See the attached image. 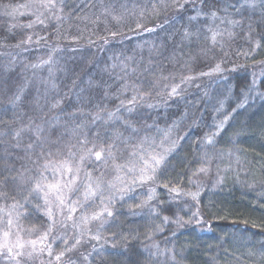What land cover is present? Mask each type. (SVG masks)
Instances as JSON below:
<instances>
[{"label":"trees","instance_id":"trees-1","mask_svg":"<svg viewBox=\"0 0 264 264\" xmlns=\"http://www.w3.org/2000/svg\"><path fill=\"white\" fill-rule=\"evenodd\" d=\"M46 2L0 0V210L16 241L48 237L27 264L76 238L32 191L45 162L106 176L145 139L172 146L151 186L110 197L63 264H264V0Z\"/></svg>","mask_w":264,"mask_h":264},{"label":"snow or ice","instance_id":"snow-or-ice-1","mask_svg":"<svg viewBox=\"0 0 264 264\" xmlns=\"http://www.w3.org/2000/svg\"><path fill=\"white\" fill-rule=\"evenodd\" d=\"M175 3V0H174ZM42 7L46 8V9H52L55 7V4L53 3V0H47L46 3H43L41 5ZM178 7H183V5H177ZM22 7H28V5H23ZM15 12V9H13V13ZM211 15L214 17L216 15V13L213 11L211 13ZM191 19H195V17H191ZM28 27H31V24L28 25ZM187 35V33H186ZM213 41H215V34H213L212 37ZM217 70H219V66L217 65ZM190 79V78H188ZM183 82V81H182ZM126 87V86H125ZM179 88V85L173 86L171 92L169 93V95H175L178 94L177 89ZM137 101V97L133 96L131 100L128 101L129 105H134ZM59 104V101H57L56 103H54L52 105L53 108H56ZM121 105H123V101L121 102ZM149 107H151V105H149ZM117 111H119V109H117ZM129 111H131V108H129ZM116 116V113L113 112H109L108 113V118L112 119L113 117ZM94 120H98L101 119V117L99 115L94 116L93 118ZM225 120H227V117H225ZM223 122H221L220 125H218V127H222ZM41 131V129L37 128L36 132L37 135H39V132ZM19 132L16 133L17 136H19ZM87 139L85 138L81 143L82 144H87ZM209 142H211V140L209 139ZM144 144H148L149 147H151V144L149 143V141L147 139H145L142 142V145L139 146L136 150H134L131 153V157L132 160L130 161V165L127 166V171L129 174H133V179L131 180V184L135 185L137 183H144L147 182L151 179H153V175H150L149 173L151 172L152 174L155 173L156 168H158L160 166V164L164 161L165 159V155L164 154H159V153H155L153 152H149L146 148L143 147ZM29 147H32L31 145ZM95 147V145H93V148ZM111 147V146H109ZM93 148H88L86 153L84 155L80 156V161L83 162L86 158L90 159L93 153ZM104 149L101 148L100 151H95L94 155H95V159L97 161H100L102 159V154H103ZM166 151H170L166 150ZM111 154V153H109ZM75 153L69 151V158L65 159L63 161H60L58 163H52V162H45V164L43 165V168L45 171L51 169L53 171V181L51 183H42L40 180H38L34 186V188L32 189V191L34 192H39V193H43L44 199H45V203L48 202L49 198L54 197L55 200L58 202V204L61 206V208L67 206V198L64 195L65 191H72V190H78V188H76L77 185V181L79 179V172H80V168L77 166L75 167V174H73V168H74V158H75ZM141 165L140 167H137V165ZM125 166H118V170H122ZM139 173L138 179L135 178V174ZM59 175L60 179L56 180L55 176ZM47 177L43 175V173H41V180L42 181H47ZM117 179L119 180L120 178L117 177ZM123 183V181H121ZM110 189L114 188L115 185L114 184H109L108 186ZM128 190H131L130 186H127ZM103 187H102V183L100 181H97L95 183V185H93L92 183V177L91 174H88V183L85 185V191H84V201L87 202L88 200H90L91 198L96 197L97 195L102 196L103 195ZM118 191H120L121 193L124 192V189L121 188ZM174 191V190H173ZM114 195V194H113ZM195 196V194H193ZM149 199H151V196L149 197ZM76 204V206H71L69 208L70 213H74L77 210V206H82L80 205L78 202H74ZM104 211H107V209H105ZM107 214L109 216L112 215L111 212H107ZM102 215V213H95L92 217V219H97ZM195 215V214H194ZM49 216H51V213L49 212ZM71 218V217H69ZM87 219V218H85ZM167 220V217L165 218ZM178 222V221H177ZM9 225L12 224V221L9 220L8 221ZM8 233H5V236H7ZM47 237V233H45V235L41 238L42 240H46ZM33 244H35V241H32ZM76 243H79V240H77ZM68 242L65 241V250L62 251L61 253H59L56 256V260H60V258L62 256L65 255V252L70 251L71 249L67 247ZM17 248H22L23 245L22 244H17L16 245ZM49 249V255H51V245L47 246ZM0 248H6L7 250V254L9 257H11L12 259H15L16 256L21 255L20 252H16L15 255L13 254V249L11 247H8L6 244H0ZM72 248H75V245H72ZM17 264H19V262L17 261Z\"/></svg>","mask_w":264,"mask_h":264},{"label":"rangeland","instance_id":"rangeland-1","mask_svg":"<svg viewBox=\"0 0 264 264\" xmlns=\"http://www.w3.org/2000/svg\"><path fill=\"white\" fill-rule=\"evenodd\" d=\"M165 145H159L157 148H154L153 151L155 152V149H159L162 150L165 153V156L171 151V145L168 144V142H164ZM170 151H166L169 150ZM149 152H153L152 149L148 150ZM163 154V153H162ZM132 160L131 156H129V159L126 160L125 163L122 164V166H125L122 171L119 172H114L111 174L110 169L108 168L109 172H107V175L105 176L104 174H102V170L100 173H98L97 175H93L92 172H85L82 176L79 177V181H77V185L76 188H78L79 190V197H81L82 200H84V191H85V185L88 183V174H91L92 177V183L93 185H95V183L97 181H100L102 183V187L104 189V193L102 196L97 195L94 198H91L90 200H88L87 202L94 200V202L91 204L90 207L85 208L86 204H83L82 206H80V209L82 210L80 212V209H78V211L74 212V213H70L69 208L71 206H76V204L74 202H78L80 204L81 200L79 201L76 197H69V199H67V206H65V208L67 209V215L68 217L64 214V220L65 222L67 220H74L76 222L75 226H73V230L75 231V236L76 238L73 240L74 242L72 243L75 246H79L82 243L83 244H88L87 242L89 241L88 239L93 237L89 230L92 228V223L93 222H97L96 225L98 223L101 222L102 218L101 216L106 213L108 211V207H106V203L108 201V199L111 197L113 198V196H123L124 193H126L127 191H132L134 187H139V190H143L140 189V187H148L151 186L149 185V181L144 182V183H137L135 185L131 184V180L133 179V174H129L127 171V166L130 165V161ZM141 165H137V167H140ZM73 174H75L73 172ZM150 175H152V173H149ZM139 173L137 172L135 174V178L138 179ZM117 177H119L120 179L118 180ZM56 180H59L60 177L59 175L55 176ZM47 183H51L54 182L53 181V175H50V178L47 179ZM123 181V183L121 182ZM109 184H114L115 187L114 188H109ZM130 186L131 190H128V187ZM123 188L124 192L121 193L120 191H118L119 189ZM75 190V189H74ZM76 190V191H78ZM69 191H65L64 195L66 196V198L68 197ZM114 194V195H113ZM41 197L44 199L43 193H41ZM95 198L97 199L95 201ZM49 203V209L51 211H55V220L56 222H54L53 220H51L52 223H57L60 222V219L63 218V215L61 213L62 209L61 206L58 204V202L55 200L54 197L49 198L48 200ZM94 205V206H93ZM85 209H88L87 211H85ZM105 209H107V211H104ZM13 211V208H9V209H5V210H0V244H6L8 247H11L13 249V254L15 255L16 252H20L21 255L16 256L15 259H12L11 257L8 256L7 254V250L6 248H0V253L3 252L4 254H6L10 259H12L13 261H15L17 263V261L23 260L22 264H27L30 260L34 259L35 256L39 255V252L41 251V249H45L46 247L44 246L45 244V240H42L41 238L37 241H35L36 243L33 244L32 240H28L26 242H19L16 241L14 238H12V233L11 231L13 230V224L9 225L8 221L10 220V214L11 211ZM95 213H102V215L97 218V219H92L93 215ZM71 217V218H69ZM51 218L53 217V214L51 215ZM87 218V219H85ZM58 224V223H57ZM5 233H8L7 236H5ZM77 240H79V243H76ZM17 244H22L23 247L22 248H17L16 245ZM71 250L66 252V256L70 255V253H72V250L74 251L75 248L69 247ZM48 258H50V262L49 264H63V257L60 258V260H56L54 259L52 261V253L51 255H49V253H47L46 255ZM11 261V260H10ZM20 263V262H19Z\"/></svg>","mask_w":264,"mask_h":264}]
</instances>
